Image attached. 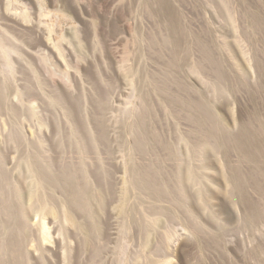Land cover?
<instances>
[{
    "label": "rangeland",
    "instance_id": "1",
    "mask_svg": "<svg viewBox=\"0 0 264 264\" xmlns=\"http://www.w3.org/2000/svg\"><path fill=\"white\" fill-rule=\"evenodd\" d=\"M0 264H264V0H0Z\"/></svg>",
    "mask_w": 264,
    "mask_h": 264
},
{
    "label": "bare ground",
    "instance_id": "2",
    "mask_svg": "<svg viewBox=\"0 0 264 264\" xmlns=\"http://www.w3.org/2000/svg\"><path fill=\"white\" fill-rule=\"evenodd\" d=\"M50 202V201H49ZM26 230H28V229H26Z\"/></svg>",
    "mask_w": 264,
    "mask_h": 264
}]
</instances>
